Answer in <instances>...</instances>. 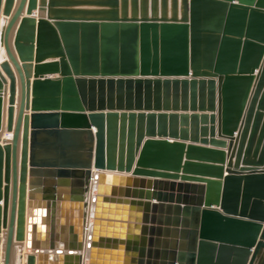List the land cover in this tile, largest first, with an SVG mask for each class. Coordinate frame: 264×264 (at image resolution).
Listing matches in <instances>:
<instances>
[{"label":"water","instance_id":"obj_1","mask_svg":"<svg viewBox=\"0 0 264 264\" xmlns=\"http://www.w3.org/2000/svg\"><path fill=\"white\" fill-rule=\"evenodd\" d=\"M168 10L169 0H0L3 264L23 242L34 252L20 264H264V0H171ZM206 87L211 102L199 106ZM171 88L189 94L178 110L194 114L181 118L202 121L188 152L218 158L183 163L184 144L148 140L134 168L136 120L175 116L163 103ZM157 146L177 149V165L153 161ZM58 178L83 181L81 220L68 223L84 240L93 207L86 255L37 241L59 198L36 185ZM171 204L172 220L155 217Z\"/></svg>","mask_w":264,"mask_h":264},{"label":"crops","instance_id":"obj_2","mask_svg":"<svg viewBox=\"0 0 264 264\" xmlns=\"http://www.w3.org/2000/svg\"><path fill=\"white\" fill-rule=\"evenodd\" d=\"M37 4L39 5L40 0H36ZM180 1V0H179ZM180 4V3H179ZM72 9H78V8H72ZM79 9H97L96 7H81ZM27 11V6L25 8V13ZM169 15H171V0H169ZM39 11L34 10L33 11V17L38 16ZM129 15H131V8L129 7ZM2 18V17H1ZM18 25L14 29V33L12 36V44L14 43L15 33L17 31ZM16 53V52H15ZM17 55V53H16ZM18 57V56H17ZM33 80V79H32ZM187 102V105L189 104V94L183 95L182 92H176L173 88L169 90L164 91V98L163 103L164 105H167L169 107V110L166 114H175V116L170 117L166 116V118H162L161 121L159 118H155L154 121H151L148 124V121L146 118L144 120H136L135 123V140L134 142L137 145V142L139 139L141 142L143 141L141 147L139 148V152L135 154L136 161L134 164V168L137 166V161L139 159V155L141 154V151L143 149V146L146 141L148 140H154V141H167L169 143H180L184 144L186 146V149L183 152L182 155V162H187V157H191V160L189 162L195 163L197 162L195 158H208L209 160H214V158H218L217 154L214 153H208L204 151L199 150H192L191 152H188L189 146L197 145L200 146V143H196L194 140H196V129L199 128L200 131L203 128L201 118L198 119V121H194L191 118H187V120H183L180 116V114H194L190 111L187 113H183L182 111L178 110V108L183 107V103ZM211 102V98L209 96V90L208 87L205 88L203 94L199 93V101L198 104L201 106V104H205L208 106V104ZM177 109V110H176ZM129 113V112H128ZM139 113V112H136ZM147 112H145L146 114ZM199 114H205L207 116V119L209 120V115L211 112L207 111L206 113H199ZM217 114V113H216ZM123 122L125 134L128 132V118H120V122ZM210 125H207V127ZM217 127V124H216ZM198 129V139H201V133ZM94 133L96 132L95 128H93ZM156 136H149V132H154ZM159 132L161 134H169L168 137L165 136H158ZM185 132L186 137L185 139H181V137L177 135H181V133ZM187 132V133H186ZM176 134L171 136L170 134ZM177 136V138H176ZM218 139V137H216ZM220 140V139H218ZM211 148V147H209ZM222 152H227V149H217ZM151 158H153V161H156L157 158H160L166 163H169L170 165H177L178 158L180 156V153L177 149H164L162 147H155L151 153ZM193 158V159H192ZM21 160V144L19 147V164ZM228 158L227 162L228 163ZM211 164V163H207ZM211 173L216 174L217 170H209ZM226 175V173H225ZM29 178V174H28ZM147 179V178H146ZM148 180V179H147ZM155 180V179H152ZM68 184H65V180L62 178H58L55 182H52L51 180L44 179L43 182L36 185V188L41 191L39 195L42 197L45 195V191H47L48 188L54 189L55 195L59 198V200L55 201L54 204L56 207L51 208L49 210L45 211V214L40 216V220L43 222V229L42 231L37 232V241L41 244H46L49 246V249H46L44 252H52L54 254H76L79 253V247L84 248V250H87V238L89 236V231L85 234V240H84V234L81 232V229L77 224L72 225L71 223H68L69 221H75L78 222L81 220L82 217V210L80 209L81 202L78 201V197L83 193L84 185L82 179L79 178H69L67 179ZM179 182V181H177ZM146 190V189H145ZM95 193V192H93ZM92 194V190H91ZM170 194V193H169ZM215 194L212 196L213 198ZM67 199V200H66ZM152 204L158 205L159 203L156 201H150ZM168 204V203H166ZM168 207V206H166ZM170 210L169 212L165 211L164 215L160 214L159 211L155 213V217L158 219L161 218V216H164V220L166 219H173L174 215L172 214V204L169 206ZM91 214H89L88 217V225L89 222L92 220V214H93V207L91 206ZM65 210V212H64ZM167 210V209H166ZM28 216V214H27ZM173 217V218H172ZM64 221H67V223H64ZM27 226V223H26ZM80 229V230H79ZM2 242L4 241L3 235L1 236ZM54 244L55 249L52 251L50 250V245ZM1 255H0V262L3 264V246L0 247ZM33 250H29L27 248V243H16V248L13 256V264H20L19 263V257L21 254H33ZM82 252V251H81ZM63 257V256H62ZM66 264L65 260H60L57 262L55 259L52 260L51 264ZM48 264V261H47ZM50 264V263H49ZM67 264H78L75 259L69 260ZM87 264V261L85 262Z\"/></svg>","mask_w":264,"mask_h":264},{"label":"bare ground","instance_id":"obj_3","mask_svg":"<svg viewBox=\"0 0 264 264\" xmlns=\"http://www.w3.org/2000/svg\"><path fill=\"white\" fill-rule=\"evenodd\" d=\"M159 6H161V5H159ZM130 8H131V7H130ZM7 138H11V135H8ZM94 187H95V186H94ZM95 190H96V189L93 188L92 191H93V192H96ZM94 194H95V193H94ZM92 223H93V220H91V222H89V225H88V226H89V230H88V231H90V228H91V226H92ZM86 252H87V250L84 251V255H86ZM62 256H64V255H62Z\"/></svg>","mask_w":264,"mask_h":264}]
</instances>
